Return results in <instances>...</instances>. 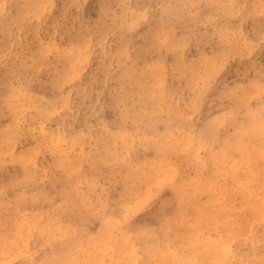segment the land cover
Returning a JSON list of instances; mask_svg holds the SVG:
<instances>
[{
	"label": "rangeland",
	"instance_id": "374dc122",
	"mask_svg": "<svg viewBox=\"0 0 264 264\" xmlns=\"http://www.w3.org/2000/svg\"><path fill=\"white\" fill-rule=\"evenodd\" d=\"M261 197L264 0H0V264H263Z\"/></svg>",
	"mask_w": 264,
	"mask_h": 264
},
{
	"label": "bare ground",
	"instance_id": "6f19581e",
	"mask_svg": "<svg viewBox=\"0 0 264 264\" xmlns=\"http://www.w3.org/2000/svg\"><path fill=\"white\" fill-rule=\"evenodd\" d=\"M138 82H140V81H138ZM142 98H143V97H142ZM140 101L143 102L142 99H141ZM151 124H152V123H151ZM153 125H154V124H153ZM207 129H208V127H207ZM207 129H206V130H207ZM249 129H250V127H249ZM211 130H212V129H211ZM207 131H209V130H207ZM209 132H210V131H209ZM207 133H208V132H207ZM21 158H22V157H21ZM232 170H233V169H232ZM231 172H232V171H231ZM66 184H67V183H66ZM71 187H72V186H71ZM73 188H74V186H73ZM75 195H76V193H75ZM75 195H74V197H75ZM79 197H80V195H79ZM81 197H83V196H81ZM72 198H73V197H72ZM261 198H262V197H261ZM263 198H264V197H263ZM263 198H262V199H263ZM2 199H3V198H2ZM262 199H261V200H262ZM81 200H83V198H81ZM82 203H83V202H82ZM262 203H264V202H262ZM5 204H6V202H5ZM262 205H263V204H262ZM263 207H264V206H263ZM254 208H255V209H254L253 211H255L256 208H259V207H254ZM261 208H262V206H261ZM14 209H15V208H14ZM262 209L264 210V208H262ZM260 210H261V209H260ZM260 210H259V214L262 213V212L260 213ZM263 210H262V211H263ZM257 211H258V210H257ZM263 212H264V211H263ZM253 213H254V216H256V215L258 216V215H259V214H256V213H257L256 211L253 212ZM263 214H264V213H263ZM263 214L259 215V216L261 217V219H262V215H263ZM246 216H247V215H246ZM254 216H253V217H254ZM259 216H258V217H259ZM253 217H251V218H253ZM258 217H257V219L259 220L260 218H258ZM106 218H107V217H106ZM251 218H249V219H247V220H251ZM263 218H264V217H263ZM263 220H264V219H263ZM244 221H245V220H244ZM254 221H256V220H254ZM254 221H253V222H254ZM238 222H239V221H238ZM246 222H247V221H245V223H246ZM249 222H250V221H249ZM249 222H247V223H249ZM234 223L238 224V225H236V227L238 226L237 228H238L239 231L243 228V227L241 228L240 226L245 225V224L240 223V226H239V223H237V221L234 222ZM251 223H252V222H251ZM256 223H257V222H256ZM258 223L260 224L261 222H258ZM241 224H242V225H241ZM249 224H250V223H249ZM249 224H248V226H249ZM253 224H254V223H253ZM224 225H225V222H224ZM257 225H258V224H257ZM257 225H256V226H257ZM225 226H226V225H225ZM246 226H247V225H246ZM256 226H255V227H256ZM227 228H228V227H226V228L224 227V229H227ZM240 228H241V229H240ZM245 228H246V227H245ZM250 228H251V227H250ZM250 228H249V229H250ZM256 228H257V227H256ZM247 229H248V227H247L245 230L247 231ZM249 229H248V230H249ZM143 230H144V229H143ZM228 230H229V229H228ZM228 230H227V231H228ZM262 230H263V228H262ZM123 231H124V230H123ZM123 231H122V232H123ZM229 231H231V230H229ZM229 231H228V232H229ZM254 231H255V229H254ZM145 232H146V230H145ZM145 232H144V233H145ZM196 232H198V231H196ZM196 232H195V233H196ZM225 232H226V231H225ZM236 232H237V231H236ZM240 232H243V231H240ZM146 233H147V232H146ZM226 233H227V232H226ZM232 233H233V232L231 231L230 235H229V234H227V235L231 236ZM234 233H235V232H234ZM234 233H233V234H234ZM238 233H239V232H238ZM238 233H235L234 235H238V238H239L240 235H239ZM247 233H248V231H247ZM254 233H255V232H254ZM141 234H142V232H141ZM200 234H202V232H201ZM240 234H241V233H240ZM259 234H261V233H259ZM87 235H88V234H87ZM148 235H150V234H148ZM250 235H251V234H250ZM262 235H263V234H262ZM88 236H89V235H88ZM121 236H122V234H121ZM192 236H193V234H192ZM192 236H191L190 238H194V237H192ZM244 236H246V235H243V237H244ZM256 236H257V235H256ZM256 236H253V237H256ZM86 237H87V236H86ZM119 237H120V236H119ZM123 237H124V236H123ZM123 237H122V238H123ZM197 237H199V235H198ZM219 237H220V236H219ZM262 237H263V236H262ZM262 237H261V238H262ZM87 238H88V237H87ZM124 238H125V237H124ZM201 238L203 239L202 236H200V239H201ZM213 238H214V237H212V240H213ZM233 238H235V236H233ZM240 238H242V237H240ZM246 238H248V237H246ZM263 238H264V237H263ZM198 239H199V238H197V239L195 238L194 240H193V239H192V240H193V241H196V240H198ZM200 239H199V241H200ZM220 239L222 240V237H221ZM224 239L226 240L225 237H224ZM228 239L230 240V239H232V237H231V238H227V241H228ZM252 239H253V238H251V241H252ZM255 239H256V238H255ZM257 239H258V238H257ZM204 240H205V239H204ZM210 240H211V238H210ZM261 240H262V239H261ZM261 240H260V241H261ZM188 241H189V239H188ZM199 241H197V243H199ZM215 241H216V240H215ZM215 241H214V242H215ZM219 241H220V240H219V238H218V241H217V242H219ZM222 241H224V240H222ZM227 241H225V242H227ZM243 241H244V240H243ZM245 241H246V240H245ZM251 241H250V242H251ZM254 241H255V240H254ZM260 241H258V242H260ZM89 242H90V241H89ZM191 242H192V241H191ZM200 242H201V241H200ZM207 242H208V241H207ZM207 242H206V243H207ZM228 242H229V241H228ZM234 242H235V241H234ZM247 242H248V241H247ZM262 242H263V241H262ZM189 243H190V242H189ZM223 243H224V242H223ZM223 243L221 244L222 246H223ZM251 243H252V242H251ZM255 243H257V242H255ZM187 244H188V243H187ZM203 244H204V243H203ZM203 244H201V243H200V244H197L198 246L191 250V251H194V254H193L194 256H193V255H192V256H193V261H194L195 264L198 263V260H197V258H195V257H198V258H205V260H203V262H201L200 264H210V263L212 264V261L214 262V260H212V258H213V256H214V254H215V253H218V252H219V255L217 254L218 258H217V260L215 259V261H217L216 263L221 264V263H220L221 260H223L225 257L228 258L229 254H231V253H229V254L227 255L226 251H225V252H220L221 249H220L219 251L217 250L218 252H215V250H216L215 247H217V246H213V247L209 248V247H208V244H207V246H206V244H204V245H203ZM213 244L215 245V243H213ZM227 244H228V243H227ZM259 244H260V243H259ZM169 245H170V244H169ZM169 245H168V246H169ZM188 245H189V244H188ZM209 245H211V243H209ZM221 245H219V246H221ZM224 245H226V244H224ZM243 245H245V244H243ZM254 245H255V244H254ZM263 245H264V244H263ZM163 246H164V244H163ZM166 246H167V245H166ZM222 246H221V248H222ZM228 246H229V245H228ZM251 246H252V244H251ZM161 247H162V246H161ZM173 247H175V246H173ZM229 247H231V245H230ZM155 248H156V246H155ZM163 248H164V247H163ZM163 248H161V249L163 250ZM166 248H167V247H166ZM168 248H169V247H168ZM218 248H220V247H218ZM218 248H217V249H218ZM224 248H225V247H224ZM251 248H252V247H251ZM158 249H159V247H158ZM158 249H156V250H158ZM169 249H170V248H169ZM222 249H223V248H222ZM252 249H254V248H252ZM156 250H155V251H156ZM170 250H172V248H171ZM170 250H169V252H170ZM174 250H175V249H174ZM177 250H178V249H177ZM223 250H224V249H223ZM223 250H222V251H223ZM238 250H239V249H238ZM167 251H168V250H167ZM230 251H231V249H230ZM230 251H229V252H230ZM242 251H243V250H242ZM173 252H175V251H173ZM173 252H172V253H173ZM244 252H246V251H244ZM153 253H154V252H153ZM172 253H169V254H168L169 256L167 255V256L169 257V258L167 257V259L171 260V258L174 256L173 254H176V253H173V254H172ZM177 253H178V252H177ZM234 253H235V252H234ZM132 254H133V253H131V255H132ZM170 254H172L173 256L170 257ZM178 254H179V253H178ZM205 254H206V256H205ZM235 254H236V253H235ZM241 254H242V253H241ZM253 254H254V253H253ZM262 254H263V253H262ZM159 255H160V254H159ZM161 255H162V254H161ZM179 255H180V254H179ZM231 255H232V254H231ZM258 255H259V254H258ZM258 255H257V256H258ZM175 256H176V255H175ZM184 256H185V255H184ZM204 256H205V257H204ZM233 256H234V255H232V257H233ZM259 256H261V255H259ZM259 256H258V258H259ZM133 257H134V256H133ZM180 257H181V259H182V258H183V255L180 256ZM180 257H178V258H180ZM186 257H187V255H186ZM245 257H246V256H245ZM251 257H253V256H250V258H251ZM263 257H264V256H263ZM263 257H261V258L264 260ZM134 258H136V257H134ZM160 258H162V257L160 256ZM160 258H159V260H160ZM174 258H175V257H173V259H174ZM176 258H177V256H176ZM187 258H188V257H187ZM230 258H231V257H230ZM241 258H243V257H241ZM253 258H255V257H253ZM228 259H229V258H228ZM234 259H236V258H234ZM157 260H158V259H157ZM183 260H184V259H182V261H183ZM237 260H238V258H237ZM256 260H257V259H254V262H257ZM260 260H261V259H260ZM134 261H135V260H134ZM137 261H138V259H137ZM162 261H163V258H162ZM193 261H191V262L193 263ZM218 261H220V262H218ZM230 261H232V260H230ZM230 261H229V262H230ZM126 262H127V261H126ZM184 262H185V261H184ZM187 262H188V260H187ZM187 262H186V263H187ZM222 262H223V261H222ZM127 263H128V262H127ZM127 263H126V264H127ZM132 263H133V261H132ZM169 263H170V262H169ZM224 263H225V261H224L222 264H224ZM129 264H130V263H129ZM133 264H135V263H133ZM189 264H190V262H189ZM214 264H215V263H214ZM231 264H232V263H231ZM237 264H254V263L251 262V261L245 262V261H243L242 259H241V261H240V259H239V261H238ZM259 264H260V263H259ZM263 264H264V262H263Z\"/></svg>",
	"mask_w": 264,
	"mask_h": 264
}]
</instances>
